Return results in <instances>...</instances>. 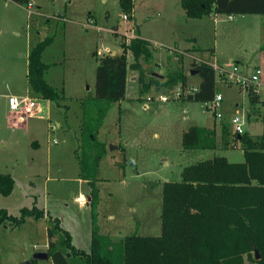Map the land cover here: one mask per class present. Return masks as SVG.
Segmentation results:
<instances>
[{
    "label": "rangeland",
    "instance_id": "rangeland-1",
    "mask_svg": "<svg viewBox=\"0 0 264 264\" xmlns=\"http://www.w3.org/2000/svg\"><path fill=\"white\" fill-rule=\"evenodd\" d=\"M33 4L29 16L25 5L0 0V174H10L14 180L12 191L0 194V209L13 217H19L23 208L48 211L69 233L71 244L88 252L90 184L79 179L74 150L79 140V104L94 95L97 59L106 55L107 48L112 52L108 55H120L121 34L132 30L136 36L138 28L153 53L147 62L139 61L146 78L152 75L162 83L166 73L180 66L188 75L190 58L186 56L190 54L180 51L190 46L185 36L197 38L203 50L213 43L214 22L207 18L188 21L179 0H132V17L127 16V20L121 19L119 0H33ZM226 18L219 17L224 27L235 25L241 16H233L230 22ZM257 18L245 15L247 25L228 27L225 32L218 27L217 56L225 60L223 69L230 71L236 66L244 75L260 71L258 81L245 88L226 81L217 83L222 98L217 112L224 117L221 122L207 105L181 100L179 85H152L140 92L137 72L130 68L132 57L127 53L125 98L111 104L97 133L105 148L93 182L98 193L95 218L100 234L108 233L112 241L131 234L160 235L165 181H178L182 167L213 156L242 162L240 144L232 142V129L227 124L235 105L245 111L244 132L264 136V16L259 18L263 19L260 24ZM48 37L43 61L50 68L45 79L62 89L61 105L66 111L39 100L29 129L13 127L7 97H31L26 84V54L33 44ZM126 38L124 35L123 40L129 43L131 39ZM188 83L193 87L197 77L188 75ZM248 92L256 99L254 108ZM162 96L167 97L166 102L160 101ZM191 125L213 129L216 148L183 150L181 137ZM224 125L229 135H222ZM80 196L85 204L76 201ZM45 226L46 220L32 217L17 228L0 225V264H28L35 253L46 252ZM35 264L52 262L37 260Z\"/></svg>",
    "mask_w": 264,
    "mask_h": 264
},
{
    "label": "trees",
    "instance_id": "trees-1",
    "mask_svg": "<svg viewBox=\"0 0 264 264\" xmlns=\"http://www.w3.org/2000/svg\"><path fill=\"white\" fill-rule=\"evenodd\" d=\"M25 5L28 0H12ZM188 19H201L211 13L218 15L264 16V0H179ZM122 14L132 17V0H119ZM116 33V28H113ZM129 43L121 38V54L99 56L94 70V95L80 101L81 121L78 146L74 155L79 167V179L90 184L88 206L91 210L90 246L88 252L71 244L69 233L36 207L21 209L19 217L0 209V225L21 226L27 217L46 220L48 259L52 264H264V136H249L246 132L232 134L239 142L243 161L230 162L223 156L198 161L182 167L178 181L162 184L160 235L131 234L118 242L98 232L96 225V172L105 148L97 133L111 104L125 98L127 53L132 57L130 68L137 72L140 92L152 85H179L180 99L206 104L217 94L215 72L208 63L190 59L188 75L197 77L195 89L190 90L188 75L181 66L166 73L160 81L146 78L139 61L153 56L150 43L141 38L139 29ZM50 37L33 44L26 55V84L31 97L62 107V89L49 84L45 75L50 65L43 53ZM209 51L190 48L185 52ZM181 57V56H180ZM254 108L256 99L247 93ZM254 110V109H253ZM259 115V111L255 110ZM65 115V113H64ZM247 122V120H246ZM228 124V123H227ZM224 125L223 136L229 135ZM232 133V132H231ZM228 143V142H226ZM234 145V143H232ZM183 150H212L216 148L215 132L191 125L181 137ZM10 174H0V194L13 189ZM255 251L259 258L255 259ZM33 261L31 264H35Z\"/></svg>",
    "mask_w": 264,
    "mask_h": 264
},
{
    "label": "built area",
    "instance_id": "built-area-1",
    "mask_svg": "<svg viewBox=\"0 0 264 264\" xmlns=\"http://www.w3.org/2000/svg\"><path fill=\"white\" fill-rule=\"evenodd\" d=\"M26 8L28 9V15H32V8L34 6L33 0H28L25 4ZM30 11V12H29ZM122 20H127L128 17L126 15L121 16ZM124 35L127 36L126 39H132L136 37L131 30L128 34L122 33L121 36L124 38ZM125 42V41H124ZM106 54H110L111 51L109 49H105ZM175 52V50H171V53ZM176 52H180L176 50ZM112 53V52H111ZM183 53V52H181ZM190 59L194 60L196 63H208L211 65L215 72V81L216 84L220 81L222 83L226 81L227 83H234L235 85L242 86V88H245L248 84H253L254 82L258 81V78L260 76V71L258 69H255L254 72H252L251 75H244L240 72H238V69L236 66H233L230 71H226L223 68L209 63V61L201 59L200 57H196L193 55H188ZM195 87H190V90H194ZM161 102H166L167 97L162 96L160 97ZM222 101V98L219 93H217L213 100L204 104L207 105L209 110H212L214 114V118L221 122L223 120V116L217 112V109L219 108L220 102ZM7 105H8V118L10 121V124L13 127H20L24 125L27 120L35 114V110L39 107V99L30 97V96H14L9 95L7 97ZM235 110L233 111L232 115L228 119V125L232 129V133L236 135H240L244 132L245 126H246V114L243 110V107L241 106H234ZM77 202H80L82 204H85V199L83 197H77Z\"/></svg>",
    "mask_w": 264,
    "mask_h": 264
},
{
    "label": "crops",
    "instance_id": "crops-1",
    "mask_svg": "<svg viewBox=\"0 0 264 264\" xmlns=\"http://www.w3.org/2000/svg\"><path fill=\"white\" fill-rule=\"evenodd\" d=\"M234 16H241V19L239 20V22H236L235 25L228 26L230 29H233L234 27L239 26V25H242V24H246V25L248 24V22L243 21V18H244L245 15H234ZM256 16L258 17L257 18V21H259V24H260L262 22L260 20H263V19H259V18H261L263 16H261V15H256ZM219 17H222V15H218V14L211 13L210 15L205 16V17H203L201 19H188L187 18V20L188 21H191V20H198V21H200V20H203V19L207 18L208 21L209 20H212L214 22L213 23L214 29H213V34H212L213 43L210 44L209 47L203 49V50H209V51H205L202 54H199L198 52H191L190 55H193V56H196V57H200L201 59L207 60L209 62H210L209 59H212V60L216 61L213 64L216 63L215 65L223 68L224 63H225L224 62L225 60L223 58H218V56H217L218 54H217V42H216V38L219 35V33H218V27L219 26L222 27L221 30H223V32H225L228 27H224L226 25H223V23H219V20H220ZM232 17L233 16H227L226 21H228V22L232 21L233 20ZM184 40L185 41H188V43H190V46L185 47V48H181V49L179 48L180 51H183V50L185 51V50H188L190 48H196V47L199 48V46L197 44L198 43L197 42L198 41L197 38H195L193 36H190V37L185 36V39ZM176 47H178V46L176 45ZM201 48H203V47H201ZM187 58L189 59V57H187ZM235 63H236L235 65H238L239 64V61H236ZM131 79H133V78H131ZM34 117L35 116L29 118L24 125H22L20 127H16V128H22L24 130H28L29 129V122H30V120H34L33 119ZM227 123H228V118H227ZM55 124H56V126H58V122H56ZM87 200H89V197H87ZM46 212H48V211H46ZM45 231H46V226H45ZM105 235L109 237V234L108 233H105ZM120 240H122V239H119L118 241H120ZM118 241H114V242H118ZM44 246H47V239H46V245H44Z\"/></svg>",
    "mask_w": 264,
    "mask_h": 264
},
{
    "label": "water",
    "instance_id": "water-1",
    "mask_svg": "<svg viewBox=\"0 0 264 264\" xmlns=\"http://www.w3.org/2000/svg\"><path fill=\"white\" fill-rule=\"evenodd\" d=\"M196 74L195 72H191L190 75H194ZM89 201V200H88ZM255 255V259H258L259 256L257 254V252L255 251L254 253ZM48 259V255L46 252H39V253H35L33 256H32V259L31 261L28 263V264H31L33 261H37V260H47Z\"/></svg>",
    "mask_w": 264,
    "mask_h": 264
}]
</instances>
